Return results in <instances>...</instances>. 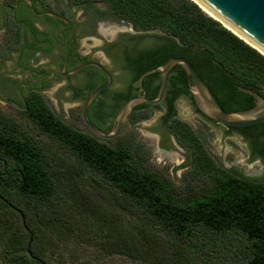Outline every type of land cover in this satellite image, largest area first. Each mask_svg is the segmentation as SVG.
Returning a JSON list of instances; mask_svg holds the SVG:
<instances>
[{
  "label": "trees",
  "instance_id": "obj_1",
  "mask_svg": "<svg viewBox=\"0 0 264 264\" xmlns=\"http://www.w3.org/2000/svg\"><path fill=\"white\" fill-rule=\"evenodd\" d=\"M56 1L138 29L164 31L159 38L165 41L144 55L141 71L171 56L185 57L229 112L255 104L241 86L264 97V55L193 0ZM175 67L185 78L183 67ZM179 83L182 79H171L172 95L185 91L196 110L215 122L200 111L191 91L174 88ZM152 106L161 105H139L135 117H147L139 113ZM173 109L166 106L163 120L188 150L184 166L214 183L199 197L181 196L171 179L147 169V158L129 144H109L75 129L42 94L34 93L23 113L62 149L61 158L0 111V264H93L92 249L132 264H195L189 253L206 248H220L227 264H264V175L219 165L192 127L174 118ZM230 128L246 132L251 141L264 140V123ZM257 143L260 148L252 152L264 157V141ZM90 172L107 194L87 189L81 178Z\"/></svg>",
  "mask_w": 264,
  "mask_h": 264
},
{
  "label": "flooded vegetation",
  "instance_id": "obj_2",
  "mask_svg": "<svg viewBox=\"0 0 264 264\" xmlns=\"http://www.w3.org/2000/svg\"><path fill=\"white\" fill-rule=\"evenodd\" d=\"M72 8L73 6L68 7L69 12L63 13L61 8H48L45 3L38 0H0V40L5 37H13L14 41L12 43H20L18 49H16L17 56L14 58L17 69L16 74L5 72L0 65V103L17 108L22 104L24 109L27 106L28 99L34 93L43 94L44 89L50 82L72 80L85 73L84 84L71 85L73 90L72 100L84 104L87 96L99 86L107 83L109 78L104 71L95 65H87L75 75H69V73L90 62H98L112 75V84L96 96L90 105L88 115L90 120L100 129L111 132L115 125V117L126 100L138 94H144L147 98L157 96L161 83L159 73H152L143 78V90H140L138 79L137 81L134 79L139 72L140 76L150 70L141 71L140 65L145 60L144 55L163 43L165 40H161L159 35L165 34L156 31L160 29H138L132 23L111 20L101 13L96 14L92 10L85 19L80 20L72 13ZM82 9L86 8L82 7ZM48 12L60 18L53 17ZM108 22L120 23L122 29L105 28ZM83 38L92 43H94L95 38L98 39L99 41H97L101 43L99 52L106 58L113 54L121 63L123 61L129 77H132V81L126 83L125 87L122 88L121 66L119 70L121 84L116 88L118 73L96 56L94 45L88 47L87 50L82 49L81 39ZM43 56L50 58L51 61L46 64L37 62V59ZM133 62H135L134 66L132 65ZM49 63L53 66H50ZM174 67L168 74L166 90L161 102L155 104L164 107L161 122L163 128L167 131L168 129L171 131V129L163 120L166 106L168 104L174 105L173 113L175 115L177 112L176 103L189 97V94L185 91L175 92L172 95L171 79H182L183 85L181 83L176 85L174 87L176 90L187 89L190 91L187 74L184 78L183 74L176 69L178 67ZM21 75H27L28 77L23 81ZM184 80H186V87ZM136 107L130 115L129 121L125 124L135 118ZM227 127L232 131L240 132L250 142L251 150L259 149L260 144L257 142L264 141L261 139L251 141L246 132L231 129L230 126ZM90 134L96 136L91 130ZM160 134L162 140H165L168 136L166 132ZM172 136L175 140H178L173 132ZM252 155H254L253 152Z\"/></svg>",
  "mask_w": 264,
  "mask_h": 264
},
{
  "label": "rangeland",
  "instance_id": "obj_3",
  "mask_svg": "<svg viewBox=\"0 0 264 264\" xmlns=\"http://www.w3.org/2000/svg\"><path fill=\"white\" fill-rule=\"evenodd\" d=\"M45 4L48 8L58 9L63 7V13L69 12L68 7L70 6L59 3L56 0H46ZM97 6L103 8L104 4L97 3ZM72 9V13L80 20L85 19L91 12L90 9L83 10L79 6H73ZM105 28L118 30L122 29V25L120 23L108 22ZM97 40L95 38L94 43H92L83 38L81 39V48L87 50L91 45L95 46L96 56L118 73L116 88L121 84L119 70L122 66V88L125 87L126 83L132 81V77H129L124 62L122 61L121 63L113 54H110L108 58L101 54L99 52L101 43ZM13 41V37H5L3 40H0V65L5 72L14 73L15 75L17 69L14 64V58L17 56L16 49H18L20 43H12ZM38 61L40 64H46L51 60L43 56L39 57ZM50 66H53V64H50ZM27 77V75H21L23 81ZM85 78L86 74L83 73L72 80L52 81L46 86L42 95L48 106L57 116L75 129L90 133V130L82 119L83 102L72 100L73 90L71 85L84 84ZM19 107L0 103L1 112L19 122L24 129L28 130L37 139H40L46 148L53 153H57L60 157L63 153L62 149L51 138L39 132L38 127L23 113L22 104ZM176 110L174 118L180 119L192 127L201 143L219 165L246 176L260 177L264 175V157L252 155L250 142L240 132L232 131L223 124L206 119L197 112L190 97L179 100L176 103ZM142 114L147 117L138 119L139 116H136L122 127L120 134L116 138L107 140V142L109 144L123 142L137 149L145 159L147 158L145 163L146 168L151 171L161 172L170 178L180 191L181 196L199 197L211 191L214 183L207 175H195L192 173V166H184L189 159L188 150L177 139H174L169 129L167 131L163 128L161 119L164 114V107L152 106L141 110L139 115ZM162 132L168 133L165 140H162L160 137V133ZM95 177L90 172L86 173L81 180L87 189L91 190L95 195L107 194L105 188L96 183ZM98 198L104 202L103 197L99 196ZM76 249L78 250L77 246ZM72 254H74V251ZM88 255V258H92L93 264H132L131 260L124 259L118 255L112 258H104L101 254H97L94 249L90 250ZM189 256L194 259L195 264H227L229 261L225 259L224 252L220 248H206L197 253H189ZM77 257L84 258L81 254ZM54 259L55 263H58V258ZM234 259L239 260V257L236 256Z\"/></svg>",
  "mask_w": 264,
  "mask_h": 264
},
{
  "label": "water",
  "instance_id": "obj_4",
  "mask_svg": "<svg viewBox=\"0 0 264 264\" xmlns=\"http://www.w3.org/2000/svg\"><path fill=\"white\" fill-rule=\"evenodd\" d=\"M209 16L220 22L247 44L257 49L264 55V0H193ZM49 13V12H48ZM53 17L60 18L49 13ZM159 33L165 32L156 30ZM87 65H95L104 71L109 80L102 86L93 90L83 104L82 119L86 126L101 139H113L119 135L122 126L129 121L134 108L141 104L155 105L161 102L167 85V77L170 70L181 65L188 78L190 91L200 111L217 123L230 127H246L264 123V97L249 87H240V90L250 94L254 100V106L229 112L223 108L208 84L200 76L194 65L185 57L171 56L162 65L142 73L138 78L140 90H143V78L152 73H159L161 83L155 98H147L144 94H138L126 100L115 117V125L111 132H105L96 126L89 118L88 112L91 103L96 96L112 84V75L98 62H90L78 67L69 75H75ZM25 221V220H24Z\"/></svg>",
  "mask_w": 264,
  "mask_h": 264
}]
</instances>
